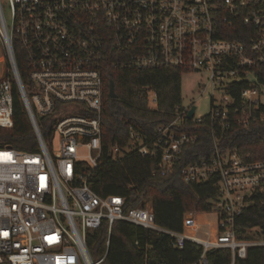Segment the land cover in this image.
<instances>
[{
  "label": "built area",
  "instance_id": "built-area-1",
  "mask_svg": "<svg viewBox=\"0 0 264 264\" xmlns=\"http://www.w3.org/2000/svg\"><path fill=\"white\" fill-rule=\"evenodd\" d=\"M0 36L10 61L0 80V127L14 125L15 86L39 145L38 151L0 147V263L100 264L107 253L92 258L88 233L106 223L110 236L117 220L167 232L178 248L187 240L203 245L193 264H206L210 249H230L233 262L251 246H264V229L250 228L251 236L241 238L235 227L254 193H264V159L224 147L233 127L264 121V0H0ZM14 40L25 59L26 81ZM159 67L207 72L212 99L215 92L219 99L202 117L188 118L193 102L178 106L152 143L132 129L126 144L111 146L108 155L118 160L135 149L143 156L159 153L161 176L175 174L182 164L187 183L215 179L217 218L203 237L199 224L194 234L162 228L151 202L126 209L125 196H102L89 184V170L100 165L104 152L109 71ZM149 95L156 103V93ZM206 117L213 149L183 165L200 139L189 121L199 124ZM40 118L59 137L56 153ZM185 220L194 222V212Z\"/></svg>",
  "mask_w": 264,
  "mask_h": 264
},
{
  "label": "trees",
  "instance_id": "trees-1",
  "mask_svg": "<svg viewBox=\"0 0 264 264\" xmlns=\"http://www.w3.org/2000/svg\"><path fill=\"white\" fill-rule=\"evenodd\" d=\"M14 42L19 71L26 81L25 59L18 42ZM108 74V80L114 81L118 97L112 98L106 91L102 114L104 152L100 165L89 170L92 189L102 196H125L126 209L151 202L156 224L176 232L185 230L187 213L215 212L219 195L215 179L187 183L181 176L182 164L175 174L161 176L156 171L159 153L143 156L135 149L118 160L108 155L111 146L126 144L132 129L150 143L155 140L157 128L171 121L178 106L184 105L182 71L169 67L125 68L112 69ZM150 90L156 93V103L152 102ZM12 93L14 125L12 128L0 127V147L38 151L34 128L15 86ZM189 122L198 130L200 139L183 165L190 159L208 155L213 149L209 117L199 124ZM39 123L47 142L52 137V130L45 125L43 118ZM224 142V147L237 146L241 153L251 152L254 158L264 159V121L251 122L247 127H233ZM81 170L89 172L86 166H81ZM243 210L236 217L235 227L241 238H249L251 234L247 232L250 228L264 229V193H254ZM111 230L109 236L107 224L103 223L87 236V247L94 260L107 253L100 264H193L204 251L203 245L190 240L183 248H178L169 233L129 221L117 220ZM108 238L110 242L107 245ZM205 256L206 264H264V246H251L247 256L236 257L234 263L228 248L210 249Z\"/></svg>",
  "mask_w": 264,
  "mask_h": 264
},
{
  "label": "rangeland",
  "instance_id": "rangeland-1",
  "mask_svg": "<svg viewBox=\"0 0 264 264\" xmlns=\"http://www.w3.org/2000/svg\"><path fill=\"white\" fill-rule=\"evenodd\" d=\"M6 16L8 21H10L11 8H9V4L7 1L3 3ZM8 60V52L3 38L0 36V80L3 78L5 74H8L10 71V65ZM209 78V74L207 72H184L182 74V93H183V102L184 104L192 103L196 105V113L197 117H202L208 115L212 111V101L219 99L218 92H215L214 98L212 99V89L210 85H206ZM47 145H49L51 151L56 153L59 150V137L55 136L50 138L47 141ZM81 156H87L86 152H82ZM195 213V212H194ZM194 222H186L184 223V228L187 233H196V227L199 224V236H205V231L209 229H213L215 224V214L211 212H203L202 214H197L194 217ZM210 224V225H209ZM248 233V232H247ZM257 231H255L252 235H256Z\"/></svg>",
  "mask_w": 264,
  "mask_h": 264
},
{
  "label": "water",
  "instance_id": "water-1",
  "mask_svg": "<svg viewBox=\"0 0 264 264\" xmlns=\"http://www.w3.org/2000/svg\"><path fill=\"white\" fill-rule=\"evenodd\" d=\"M108 92H109L110 97L112 98L118 97L117 91H115V84H114L113 79H110ZM195 110H196V107L193 106V108L188 113V118H192L194 116Z\"/></svg>",
  "mask_w": 264,
  "mask_h": 264
},
{
  "label": "crops",
  "instance_id": "crops-1",
  "mask_svg": "<svg viewBox=\"0 0 264 264\" xmlns=\"http://www.w3.org/2000/svg\"><path fill=\"white\" fill-rule=\"evenodd\" d=\"M203 212H197V213H194V217L195 216H197V214H202ZM211 213H213V214H215V220H216V218H217V214H216V212L214 213V212H211ZM187 222H190V220H186ZM185 221V222H186ZM186 230V229H185Z\"/></svg>",
  "mask_w": 264,
  "mask_h": 264
}]
</instances>
